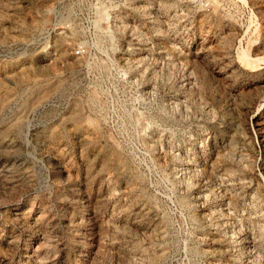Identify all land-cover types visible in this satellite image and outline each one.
<instances>
[{"label":"rangeland","instance_id":"rangeland-1","mask_svg":"<svg viewBox=\"0 0 264 264\" xmlns=\"http://www.w3.org/2000/svg\"><path fill=\"white\" fill-rule=\"evenodd\" d=\"M58 1L0 0V264H264V0Z\"/></svg>","mask_w":264,"mask_h":264},{"label":"built area","instance_id":"built-area-1","mask_svg":"<svg viewBox=\"0 0 264 264\" xmlns=\"http://www.w3.org/2000/svg\"><path fill=\"white\" fill-rule=\"evenodd\" d=\"M61 0H59L58 2H56L54 8H53V13L55 15H60V9H58V7L60 6V2ZM237 1V0H236ZM235 0H184V2L192 4L194 6H198L201 9H205V10H213V9H217L220 8L222 10L229 11L233 5L236 2ZM96 44L93 40H89L86 39L85 41H82L79 45L78 48H90V47H95ZM79 53V52H76Z\"/></svg>","mask_w":264,"mask_h":264},{"label":"bare ground","instance_id":"bare-ground-1","mask_svg":"<svg viewBox=\"0 0 264 264\" xmlns=\"http://www.w3.org/2000/svg\"><path fill=\"white\" fill-rule=\"evenodd\" d=\"M246 52V51H245ZM247 53V52H246Z\"/></svg>","mask_w":264,"mask_h":264}]
</instances>
